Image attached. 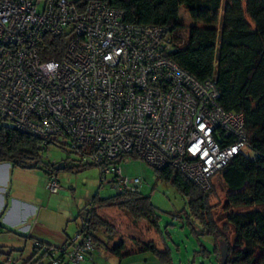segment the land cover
Returning a JSON list of instances; mask_svg holds the SVG:
<instances>
[{
    "label": "built area",
    "instance_id": "obj_1",
    "mask_svg": "<svg viewBox=\"0 0 264 264\" xmlns=\"http://www.w3.org/2000/svg\"><path fill=\"white\" fill-rule=\"evenodd\" d=\"M0 0V123L42 141L59 142L82 164L96 165L116 194L138 192L139 179L117 162L143 160L177 170L201 192L247 148L243 116L218 105L212 80L199 82L164 54L167 32L131 25L98 0ZM66 36L59 60H44L47 37ZM50 194L61 187L51 175ZM86 224L71 246H37L34 261L0 264H83L94 251Z\"/></svg>",
    "mask_w": 264,
    "mask_h": 264
},
{
    "label": "trees",
    "instance_id": "obj_2",
    "mask_svg": "<svg viewBox=\"0 0 264 264\" xmlns=\"http://www.w3.org/2000/svg\"><path fill=\"white\" fill-rule=\"evenodd\" d=\"M87 1L78 0L77 5ZM98 1L120 11L127 24L163 28L171 44L164 54L165 58L199 82L212 80L219 93V107L226 113L243 116L247 148L244 153L233 157L218 174L226 190L224 204L218 214V222L224 225V229H220L213 219V209L209 205L212 190L201 192L173 168L154 170L159 181L173 186L187 200V219L194 220L190 227L193 229L196 223L201 228L199 234L193 230L195 234L212 235L214 238L212 253L199 242L195 254L203 258L213 254L220 264V245L224 243L228 249L225 264H264V0ZM181 7H184L191 21L187 29L179 19ZM185 30V37L182 38L180 33ZM66 42L65 34L60 38L47 37L42 58L59 60ZM42 145L38 138L20 133L13 127H1L0 164L8 163L13 169L23 171H42L48 178L56 176L58 171L55 168L59 164L43 160L45 150ZM50 145L66 148L59 142L51 141ZM69 153L76 155L77 160L68 164L64 162V170L79 172L97 168L93 164H82L76 152ZM130 158L137 160L136 157H125L117 163ZM108 208L124 211L133 221H142L150 230L161 234L157 211L140 191L119 193L107 199L94 197L77 216L81 221L78 228L86 224L87 230L92 233L94 250L98 246L97 231L105 230L112 234V228L98 216L99 210ZM228 229L231 232L229 236L224 233ZM2 230L19 235L0 223V233ZM35 243L52 247L32 241L31 255L25 259L20 254L19 260L27 262L33 255L30 262L36 259ZM65 244L71 246V240ZM136 244L138 254H151L160 264H172L171 252L166 246L159 250L152 243ZM104 248L119 260L128 256L122 243ZM0 252L11 257L13 251L0 248ZM93 252L88 253L87 257Z\"/></svg>",
    "mask_w": 264,
    "mask_h": 264
},
{
    "label": "rangeland",
    "instance_id": "obj_3",
    "mask_svg": "<svg viewBox=\"0 0 264 264\" xmlns=\"http://www.w3.org/2000/svg\"><path fill=\"white\" fill-rule=\"evenodd\" d=\"M179 19L184 23L185 29L191 25L184 7L180 8ZM185 32L186 30L180 33L182 38L185 37ZM1 127L11 128L12 126L11 124L3 123L0 124ZM42 158L50 164L64 162L68 164L77 160L76 155L69 153L67 148L61 149L51 145L43 153ZM120 168L123 176L129 179L140 180L142 185L139 191L149 199L150 204L156 209L161 234H156L150 230L146 223L142 221H133L124 211L108 208L99 210L98 216L112 228V234L106 233L105 230L97 231L95 236L99 242L108 248L122 243L124 245V253L126 254L137 252L138 247L136 243L142 245L152 243L157 248H161L164 243L171 252L172 264H218L213 254H210L207 258H203L200 254H195V251L199 249V242L203 244L207 251L212 253L214 238L212 235H197L200 233L201 228L196 223H194L193 229L190 227L194 220L191 218L187 219L186 213L189 211L187 200L173 186L159 181L154 168L143 160L126 159L120 163ZM35 172L38 173L41 179L40 184L46 187L45 185L48 181L45 180L43 182V179L46 177L44 173L42 171ZM56 177L61 189L57 195L50 194L46 190L44 203L49 212L62 210V212L64 211L69 216L65 218L64 224L65 232L69 237L68 240H71L75 237L78 225L81 222L77 218L79 212L90 204L94 197L99 199L113 197L116 194V188L111 183L110 175H107L105 180L101 181L98 168H87L79 172L70 169L60 170L56 172ZM211 190L209 205L213 209V219L217 221L220 229H224V225L218 222V214L221 213V206L224 204L226 195L220 175L214 178ZM45 218L48 219V217ZM224 233L228 236L231 234L229 229L225 230ZM110 235L111 237L109 238L108 236ZM104 245L98 247L92 256L86 257L83 264H115L118 260L115 259L116 257L105 252ZM10 255L13 261L17 263L22 262V260H19V253L11 252ZM26 256H28V250L23 258ZM141 257L142 255H134L124 259H143ZM145 259H147V262L143 264H160L151 254H146Z\"/></svg>",
    "mask_w": 264,
    "mask_h": 264
},
{
    "label": "crops",
    "instance_id": "obj_4",
    "mask_svg": "<svg viewBox=\"0 0 264 264\" xmlns=\"http://www.w3.org/2000/svg\"><path fill=\"white\" fill-rule=\"evenodd\" d=\"M44 175L46 177L43 182L48 181V176ZM40 182L41 179L35 171L13 169L8 163L0 164V215H2L0 223L19 234L15 235L2 230L0 248L19 253L22 257L28 250V256L25 259L31 255L32 241L61 246L69 239L64 224L68 215L62 210L49 212L44 203L46 189ZM97 245L95 250L104 244L98 241ZM164 246L163 243L161 248L163 249ZM161 248L157 249L162 250ZM127 255H142L143 259L119 260L115 258L118 260L115 264H143L147 262L146 254L133 252Z\"/></svg>",
    "mask_w": 264,
    "mask_h": 264
},
{
    "label": "water",
    "instance_id": "obj_5",
    "mask_svg": "<svg viewBox=\"0 0 264 264\" xmlns=\"http://www.w3.org/2000/svg\"><path fill=\"white\" fill-rule=\"evenodd\" d=\"M56 171L64 170V163H60L56 168ZM228 249L227 246L222 243L220 245V264H225L227 261Z\"/></svg>",
    "mask_w": 264,
    "mask_h": 264
}]
</instances>
